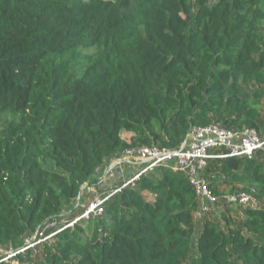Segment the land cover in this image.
Returning <instances> with one entry per match:
<instances>
[{
    "label": "trees",
    "instance_id": "16d2710c",
    "mask_svg": "<svg viewBox=\"0 0 264 264\" xmlns=\"http://www.w3.org/2000/svg\"><path fill=\"white\" fill-rule=\"evenodd\" d=\"M262 102L264 0H0V247L22 248L127 148L179 149L213 123L262 135ZM260 153L204 171L221 224L160 167L3 264H264ZM240 192L258 208L229 206Z\"/></svg>",
    "mask_w": 264,
    "mask_h": 264
},
{
    "label": "built area",
    "instance_id": "2783aa9c",
    "mask_svg": "<svg viewBox=\"0 0 264 264\" xmlns=\"http://www.w3.org/2000/svg\"><path fill=\"white\" fill-rule=\"evenodd\" d=\"M260 151H264V136L256 129L232 130L220 123L192 128L186 143L179 149L168 150L159 145L127 148L123 152L124 159L144 162L141 170L114 189L95 195L81 214L73 220L68 221L59 215L47 221L30 240L25 241L24 246L19 250L3 251L0 247V264L11 261L18 254L27 250H36L38 246L50 241L64 228L73 227L76 223L84 220L103 216L107 203L116 194L128 188H136L143 176L154 173L160 167L172 168L187 176L198 201L194 215L198 219L204 218L213 212L219 203V197L203 177L210 161L228 157L253 159ZM225 199L229 206H238L244 209L258 208V202L245 192L228 195Z\"/></svg>",
    "mask_w": 264,
    "mask_h": 264
},
{
    "label": "crops",
    "instance_id": "0c3cea01",
    "mask_svg": "<svg viewBox=\"0 0 264 264\" xmlns=\"http://www.w3.org/2000/svg\"><path fill=\"white\" fill-rule=\"evenodd\" d=\"M130 134V133H125ZM133 134H130L129 138H132ZM125 138V135H124ZM126 139V138H125ZM263 157H261L260 160L264 162V153H260ZM258 155L256 157L258 158ZM119 156L116 155L114 158H111L110 160L106 161L105 165L101 167L96 174L93 176L92 180L86 183L82 189L80 195L73 200L72 204L68 209H66L61 215L65 217L68 221L73 220L75 217L81 214V212L84 210V208L87 206L89 202L92 201V199L95 197L96 194L104 193L106 191H109L112 189V187H117L121 185L127 178L121 177L118 173V171L121 169L122 164L120 165V159H118ZM219 160V159H216ZM215 160V161H216ZM118 162V163H117ZM132 167L130 171L132 172V175L139 170H141L144 166V162H132L130 164ZM128 165L122 166V168H126ZM217 188L220 192L226 194L229 193L230 187L223 184H217ZM228 188V189H227ZM240 211V210H239ZM220 211V204L215 207L213 212L211 213L214 217L211 215L212 219L217 218V215L219 216ZM233 214V213H232ZM239 214V212H238ZM240 218L243 219V212L240 211ZM32 237L26 239L30 240ZM25 240V241H26ZM2 248V247H1Z\"/></svg>",
    "mask_w": 264,
    "mask_h": 264
},
{
    "label": "rangeland",
    "instance_id": "374dc122",
    "mask_svg": "<svg viewBox=\"0 0 264 264\" xmlns=\"http://www.w3.org/2000/svg\"><path fill=\"white\" fill-rule=\"evenodd\" d=\"M264 105H263V102L261 103V105H260V111H261V113H262V115L264 116ZM125 135V138L127 139V140H130L131 138H129L130 137V134H124ZM262 136H264V131L262 132ZM118 156H119V158L118 159H120V165L122 164V166H125V165H128V167H126V168H122V166H121V169L118 171V173H119V175L121 176V177H125V176H127V178L126 179H128V178H130L131 176H132V172L130 171V169L132 168L131 166H130V164L132 163V162H134V163H137V162H139L138 160H132V159H130V160H125L124 159V156H123V153H120V154H118ZM118 163V162H117ZM129 167H130V169H129ZM112 189H114V187H112ZM111 189V190H112ZM228 189V188H227ZM230 191V190H229ZM101 194V193H100ZM96 195H98V194H96ZM260 207H264V201H262L261 203H260ZM225 208L223 207V204H220V211H221V214H222V212H223V210H224ZM238 212H239V214H238ZM221 214L219 213V216L217 215V221H218V223H220L221 224ZM212 217H214L212 214H210ZM209 215V216H210ZM240 211L239 210H233V220H234V223L235 224H239L240 223V221L242 220L241 218H240ZM197 220L198 221H201V220H199L198 218H197ZM87 222H90V220H86ZM222 225H224V224H222ZM3 249V251H7L8 249H5V248H2Z\"/></svg>",
    "mask_w": 264,
    "mask_h": 264
}]
</instances>
